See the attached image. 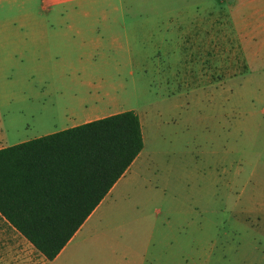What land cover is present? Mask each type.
Instances as JSON below:
<instances>
[{
  "label": "rangeland",
  "instance_id": "374dc122",
  "mask_svg": "<svg viewBox=\"0 0 264 264\" xmlns=\"http://www.w3.org/2000/svg\"><path fill=\"white\" fill-rule=\"evenodd\" d=\"M41 5L0 0V147L69 128L64 110L98 97L140 114L145 145L51 261L0 216V264H264V0ZM27 18L105 40L31 41L58 26Z\"/></svg>",
  "mask_w": 264,
  "mask_h": 264
},
{
  "label": "trees",
  "instance_id": "16d2710c",
  "mask_svg": "<svg viewBox=\"0 0 264 264\" xmlns=\"http://www.w3.org/2000/svg\"><path fill=\"white\" fill-rule=\"evenodd\" d=\"M144 145L140 116L127 110L0 148V213L53 260Z\"/></svg>",
  "mask_w": 264,
  "mask_h": 264
},
{
  "label": "crops",
  "instance_id": "0c3cea01",
  "mask_svg": "<svg viewBox=\"0 0 264 264\" xmlns=\"http://www.w3.org/2000/svg\"><path fill=\"white\" fill-rule=\"evenodd\" d=\"M28 1H30V0H28ZM101 1H104V0H41V3H42L41 9H43L45 11H49V12H51L53 10L54 11L58 10V13H60V15L64 17V15H65L64 11H66V10H68L70 8L78 9L79 7H82L83 5H87V4L93 6L95 4H98ZM191 9L193 11L199 10L200 9V5L199 4H194L191 7ZM198 23H199V19L197 21V24ZM25 25L26 26H34V27L35 26L36 27L41 26V27H43L45 29L44 31H46V32H47L49 26H58V30L55 29V28H51V29H53V31H56L57 33H52V35H49L48 33H45V32H43L40 35L33 34L32 36L28 37V39L31 40V41L48 42L49 41L48 40L49 37H52L54 39H59L58 41H62V40H70V41L73 40V41H76L77 38H82V42L85 43V44L86 43H93V44L96 43V45L99 46L105 40V34L103 33L102 29H98V30L94 29L93 33H97V34H94L93 36H86V35L83 34V31L77 27V23H75V22H73V23L67 22L66 20H64V18L63 19L62 18L61 19L60 18L59 19H54L53 21L52 20H32L30 18H27L25 20ZM125 29H126V26H125ZM108 30H109V28H108ZM132 32L134 33L132 36L136 40V31L134 30ZM130 33H131V31L128 30L127 35H129V40H130ZM113 40H114V42L120 43V47H123V45L121 44V38L119 36H114ZM106 97H109L108 100L110 101V103H112L114 105L116 104V100L112 99L111 95L106 94ZM99 98L100 97H98V100H96V102H95V105H97V106L93 105L94 103L93 104H89L87 101H82L80 103V105H79L81 107V111H80V109L79 110L77 109L78 107H71L69 109L68 108L65 109L64 110V119L69 120V121L74 123L70 127L77 126V125H80V124H83V123H86V122H90V121H93V120H96V119H100V118H103V117H106V116H110L112 114H116V113H119V112L127 111L124 108H119V110H115V111H112V112L104 113L103 108L102 107H98V103L99 102H104L105 99L103 97L101 99H99ZM132 110H134V109H132ZM135 112L138 114L137 111H135ZM139 116H140V114H139ZM140 119H141V116H140ZM0 123H2V119H1ZM141 124H142V128H143L142 120H141ZM63 129H66V128H63ZM57 131H54V132H57ZM54 132H49L47 134H51V133H54ZM47 134H45V135H47ZM4 137H5V132L3 131V133H2L1 129H0V138H4ZM38 137H40V136H38ZM18 143H20V142H18ZM11 145L3 144V146L0 147V148L11 146ZM121 178L113 186V188L110 190V192L107 194V196L118 186L120 181H122ZM103 201H104V199H103ZM102 202L99 204V206L102 204ZM0 216H2L4 218V220H6V218L1 213H0ZM8 261H10V260H6V263ZM48 261H51V260H48Z\"/></svg>",
  "mask_w": 264,
  "mask_h": 264
}]
</instances>
